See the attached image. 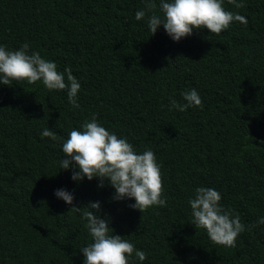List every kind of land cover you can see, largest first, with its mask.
<instances>
[{
  "label": "trees",
  "instance_id": "16d2710c",
  "mask_svg": "<svg viewBox=\"0 0 264 264\" xmlns=\"http://www.w3.org/2000/svg\"><path fill=\"white\" fill-rule=\"evenodd\" d=\"M243 2L223 7L246 25L194 29L175 42L162 25L152 35L147 16L135 19L146 0H0V46L28 43L81 85L75 108L66 90L39 81L0 84V264H84L79 249L92 238L58 189L77 207L100 202L114 234L146 253L130 264H264V0ZM192 89L202 108L172 107ZM93 114L138 154L154 152L166 206L140 213L134 199L112 200L107 181L77 183L72 168L61 169L62 144ZM45 128L57 139L42 138ZM198 187L217 190L239 214L246 230L235 247L192 225Z\"/></svg>",
  "mask_w": 264,
  "mask_h": 264
},
{
  "label": "clouds",
  "instance_id": "9594fccd",
  "mask_svg": "<svg viewBox=\"0 0 264 264\" xmlns=\"http://www.w3.org/2000/svg\"><path fill=\"white\" fill-rule=\"evenodd\" d=\"M227 2L237 9L245 6L243 0ZM223 4L224 0H160L161 17L155 13L157 5L154 0H146L145 9L137 11L135 19L140 21L147 16V26L152 35L162 25L175 42L191 36L194 29H207L209 33L219 35L233 22L247 24L244 16L225 10ZM25 81L29 85L42 82L49 91L66 90L69 103L75 108L80 107L77 95L81 85L70 68H66L63 73L59 72L57 65L42 58L39 52L29 53L28 43H24L19 50H7L0 46V84L9 86L13 82L19 84ZM182 96L186 103L177 104L175 100L171 102L172 107L178 111L203 107L195 89L182 93ZM80 129H72L62 144L64 158L60 167L64 170L73 169V181L79 183L85 178L88 181L97 178L99 188H104L107 181L115 190L112 200L134 199L135 203L129 207L140 213L153 206H166V200L162 198L160 165L152 150L138 154L126 138H119L106 130L95 114ZM41 136L57 139L56 134L48 128L42 131ZM55 196L72 206L69 211L82 212V219L86 221L85 227L93 242L79 249L84 264H130L133 258L140 262L147 258L144 251L135 249L131 242L114 234L110 219H102L100 216L99 201L77 207L73 204L74 195L69 191L58 189ZM221 198V194L213 188H196L194 198L188 201L193 217L192 225L196 229H204L213 244L231 248L236 246L237 237L246 227L241 223L238 213L220 204ZM257 224H264V217Z\"/></svg>",
  "mask_w": 264,
  "mask_h": 264
}]
</instances>
